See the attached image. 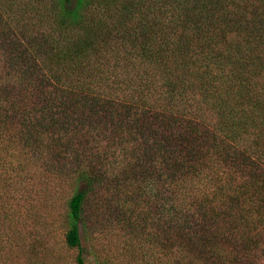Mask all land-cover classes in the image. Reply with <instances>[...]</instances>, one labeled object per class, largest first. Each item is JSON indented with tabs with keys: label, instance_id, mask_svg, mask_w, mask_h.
<instances>
[{
	"label": "trees",
	"instance_id": "16d2710c",
	"mask_svg": "<svg viewBox=\"0 0 264 264\" xmlns=\"http://www.w3.org/2000/svg\"><path fill=\"white\" fill-rule=\"evenodd\" d=\"M0 62L13 77L0 115L31 92L48 115L33 152L69 168L76 264L87 195L104 184L123 191L130 232L156 216L152 238L193 264H264V0H0ZM108 155L129 158L121 180L119 162L97 169Z\"/></svg>",
	"mask_w": 264,
	"mask_h": 264
},
{
	"label": "rangeland",
	"instance_id": "374dc122",
	"mask_svg": "<svg viewBox=\"0 0 264 264\" xmlns=\"http://www.w3.org/2000/svg\"><path fill=\"white\" fill-rule=\"evenodd\" d=\"M8 82H13V77L3 75L0 62V85ZM27 91L18 97L25 106L18 114L0 115V264H76L78 251L64 244L67 201L75 190L73 180L68 167L55 163L58 170L53 171L44 151L34 154L30 136L35 139V135L43 134L38 128L44 119L47 124L48 115L32 109L38 100ZM32 124V128L27 127ZM98 124L95 121L90 127L98 132ZM92 138L99 147L110 143L104 132ZM129 161L128 157L119 160L108 155L97 169L105 170L104 177L109 176L107 169L119 162L115 171L121 180L123 168L132 167ZM104 186L94 185L89 190L78 223L83 264H193L182 243L152 238L156 216H151L152 227L130 232L123 220L130 211L121 210L120 214L116 209L121 195L125 197L123 191L104 190ZM133 205L130 221L135 223L144 207Z\"/></svg>",
	"mask_w": 264,
	"mask_h": 264
}]
</instances>
